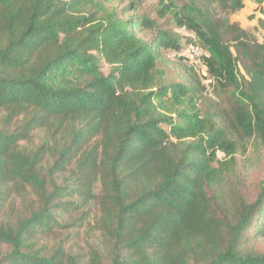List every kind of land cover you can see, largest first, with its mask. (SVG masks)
Returning a JSON list of instances; mask_svg holds the SVG:
<instances>
[{"label": "trees", "instance_id": "1", "mask_svg": "<svg viewBox=\"0 0 264 264\" xmlns=\"http://www.w3.org/2000/svg\"><path fill=\"white\" fill-rule=\"evenodd\" d=\"M160 5L206 52L226 127L166 84L180 38L128 18L135 2L0 0V264H264V177L250 195L238 160L264 149V43L195 0Z\"/></svg>", "mask_w": 264, "mask_h": 264}, {"label": "rangeland", "instance_id": "2", "mask_svg": "<svg viewBox=\"0 0 264 264\" xmlns=\"http://www.w3.org/2000/svg\"><path fill=\"white\" fill-rule=\"evenodd\" d=\"M131 2L136 3L138 11L130 13L128 18L145 14L155 20L160 29L172 31L178 34L180 38V51L162 52L160 65L165 71L166 84L180 83L187 85L192 94L198 99V108L202 115L209 114L218 125L226 127L228 124L226 114L228 102L217 96L215 82L209 79L206 69L200 65V58L205 56L206 52L195 50L197 40L194 34L186 28L178 26L170 16L161 18L160 0H125L126 5ZM244 3V9L227 15L222 11V7L217 0H195L196 6L206 13L207 18L208 14H212L230 23H238L247 32V35L243 38L244 43L254 44L253 42H257L263 44L264 4H259L256 0H244ZM179 5L182 6V2ZM156 36L157 32H147L143 35V38L146 41H151ZM231 38V35L225 37L226 40ZM238 57L241 73L250 81L252 64L241 54H238ZM103 70L106 74L110 72V68L107 66H103ZM238 160L249 186V194L254 196L260 180L264 177V149L261 145L252 141L245 155L238 154Z\"/></svg>", "mask_w": 264, "mask_h": 264}, {"label": "built area", "instance_id": "3", "mask_svg": "<svg viewBox=\"0 0 264 264\" xmlns=\"http://www.w3.org/2000/svg\"><path fill=\"white\" fill-rule=\"evenodd\" d=\"M195 50H198V51H199V49H197V48H196ZM193 51H194V50H193Z\"/></svg>", "mask_w": 264, "mask_h": 264}]
</instances>
